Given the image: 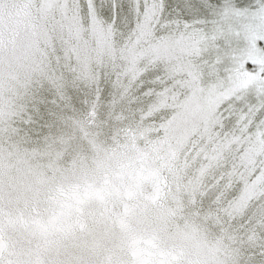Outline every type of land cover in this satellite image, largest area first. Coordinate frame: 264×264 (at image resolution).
I'll use <instances>...</instances> for the list:
<instances>
[{
  "label": "snow or ice",
  "instance_id": "1",
  "mask_svg": "<svg viewBox=\"0 0 264 264\" xmlns=\"http://www.w3.org/2000/svg\"><path fill=\"white\" fill-rule=\"evenodd\" d=\"M0 264H264V0H0Z\"/></svg>",
  "mask_w": 264,
  "mask_h": 264
}]
</instances>
